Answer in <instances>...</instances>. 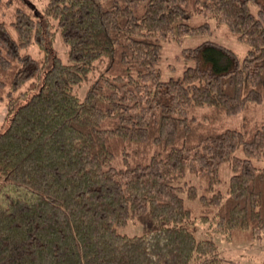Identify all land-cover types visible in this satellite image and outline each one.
Masks as SVG:
<instances>
[{
    "label": "trees",
    "instance_id": "1",
    "mask_svg": "<svg viewBox=\"0 0 264 264\" xmlns=\"http://www.w3.org/2000/svg\"><path fill=\"white\" fill-rule=\"evenodd\" d=\"M208 19L242 58H163ZM0 101V264H222L217 233L264 239V0H0Z\"/></svg>",
    "mask_w": 264,
    "mask_h": 264
},
{
    "label": "rangeland",
    "instance_id": "2",
    "mask_svg": "<svg viewBox=\"0 0 264 264\" xmlns=\"http://www.w3.org/2000/svg\"><path fill=\"white\" fill-rule=\"evenodd\" d=\"M250 10L252 13L256 14L257 7L253 4L250 5ZM205 21L202 16H194L190 23L192 25L199 24L200 22ZM208 23L210 25V32L204 33L198 36H185L181 41H172L164 44L163 58L169 61H173L174 63L179 62L180 52L184 47H193L195 45L200 44L205 40L216 41L222 45L230 47L233 49L240 58L246 53L247 46L246 44L236 40L234 37H231L226 33V29L224 26L217 25L213 19H208ZM161 66L164 68L163 63ZM160 66V67H161ZM162 75L163 78H168L174 71L171 70H163ZM175 75V74H174ZM7 115V107L4 101H0V132H2L5 128L4 125L8 123L6 120ZM256 115L258 118H264V102L260 105L258 111H256ZM149 227L141 223H137L135 225L131 224L128 227L121 228L119 231L124 234L134 235L141 234L142 232L148 231ZM204 228H198V236L201 234ZM217 245H218V258L219 261L217 263L228 264V262L237 263V264H264V239L259 241H234L228 240L222 234L217 233L214 237Z\"/></svg>",
    "mask_w": 264,
    "mask_h": 264
}]
</instances>
